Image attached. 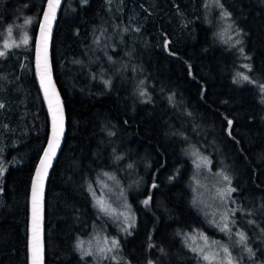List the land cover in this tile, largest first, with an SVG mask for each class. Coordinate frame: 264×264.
I'll list each match as a JSON object with an SVG mask.
<instances>
[{"label":"trees","instance_id":"trees-1","mask_svg":"<svg viewBox=\"0 0 264 264\" xmlns=\"http://www.w3.org/2000/svg\"><path fill=\"white\" fill-rule=\"evenodd\" d=\"M46 1L0 0V49L6 52L0 57V158L7 165L0 190V264H29L30 186L50 131L34 46L20 53L4 45L8 28L36 8L37 33ZM220 3L230 18L216 0L64 2L51 56L67 131L47 182L45 264H93L80 248L101 219L91 187L107 171L121 175L126 161L136 163L145 179L132 196L137 225L122 240L132 264H205L184 241L195 230L219 235L193 198L197 153L210 156L214 170H225L237 189L233 197L259 218L264 0ZM227 20L246 23L242 44L233 43L237 31H223ZM103 31L115 35L107 49L113 62L98 60L95 38ZM131 35L139 42L130 43ZM248 40L251 57L240 49ZM115 45L125 52L114 55L120 50Z\"/></svg>","mask_w":264,"mask_h":264},{"label":"rangeland","instance_id":"rangeland-1","mask_svg":"<svg viewBox=\"0 0 264 264\" xmlns=\"http://www.w3.org/2000/svg\"><path fill=\"white\" fill-rule=\"evenodd\" d=\"M39 9L36 8L33 14L23 16L18 25L12 26V33L7 37V43L20 49V53L29 52L34 46V28L38 20ZM30 20L31 23H25ZM243 21L237 25L232 20H227L222 24L223 31L235 30L238 36L234 38L233 43L240 41L242 44L241 29L245 27ZM244 25V26H243ZM137 33V32H136ZM127 31L119 35L122 40L121 45H124ZM139 35V34H136ZM135 35V36H136ZM109 32L103 31L97 34L95 41L97 42V50L99 52L98 60L103 62H113L112 54H109L108 44L111 43V38H115ZM133 35L128 40L130 43L139 42ZM27 39L28 43L25 44L24 40ZM249 40L240 46L243 53L249 51V57L253 52L248 47ZM239 45V43H238ZM117 50L114 55L120 56V52H125L124 48L115 45ZM1 51V49H0ZM102 54V57L100 56ZM130 55V51L127 53ZM26 62L25 60L23 63ZM252 68V67H251ZM131 153L127 152L128 158ZM207 161L208 163H205ZM213 159L210 156L197 153L195 155V172L193 175V198L196 207H198L206 219L213 224L212 228L218 233V237L210 235L202 230H195L186 233L184 241L189 249L196 248L195 253L205 262V264H228V256L231 255L232 264H264V203H259L255 210L256 216L252 214L253 210L249 212L239 205L237 200L231 196H227L226 190L234 188L231 178L226 174L225 170H214ZM137 164L134 162L126 161L121 168V175L112 172H105L101 177L96 179L95 189L91 187V194L94 204L97 207L99 214L100 224L94 226L92 233L85 236L80 240V248L85 256H88L90 263L93 264H132L122 252V240L135 229L137 225V215L132 201V196L142 187L144 177L138 173ZM199 165V167H197ZM0 190L2 185L3 173L7 165L0 158ZM224 176L230 178L229 181L223 179ZM141 185V186H140ZM224 193L225 195H221ZM104 202V210L97 201ZM234 201V202H233ZM227 224V229L221 231L224 225ZM238 233H243L246 237L244 242H241ZM202 237H207V243ZM119 241V247L113 248L112 251H105L101 253L100 248H111V241ZM224 248L228 249V253L223 251ZM203 249V251H199ZM248 249H251L249 253ZM193 251V250H192ZM91 252V255L85 253ZM194 252V251H193ZM208 255L209 260H204L203 256Z\"/></svg>","mask_w":264,"mask_h":264},{"label":"snow or ice","instance_id":"snow-or-ice-1","mask_svg":"<svg viewBox=\"0 0 264 264\" xmlns=\"http://www.w3.org/2000/svg\"><path fill=\"white\" fill-rule=\"evenodd\" d=\"M61 0H47V11L44 13V21L45 24L41 26V33H40V51L42 52V63H39L40 67V82L44 87V96L45 99L48 101V105L50 110L52 111V119H53V136L54 139L52 142L48 145V150L45 151V159L41 161V168L37 169V178L40 181V185L38 186L36 183L33 185V191H32V236H31V264H43V248H42V241H41V229H40V218H41V210H42V182L44 175L46 174L47 168L50 166V162L52 157L55 156L56 150L59 147V141L63 134V107L62 103L60 101L59 95L56 92L55 85L52 82L51 78V70L50 65L48 62V55H47V49H48V41L50 36V26L52 20L55 19V13L57 8L60 6ZM82 2H86V0H82ZM217 6L220 7L222 11V16L224 18H230L231 13H229L227 10H224L223 4L220 3V0H216ZM25 23H31L30 20L25 21ZM8 33L11 35L12 28H8ZM24 43L27 44L28 40L25 39ZM237 43H240V41H237ZM5 48H11L12 45L5 43ZM242 51V50H241ZM6 55L5 51H0V57H4ZM247 67V66H246ZM242 75V74H238ZM242 79L245 81H249V77L246 75H242ZM251 82V81H249ZM106 84L109 82L106 81ZM261 87H264L262 85ZM144 93L142 92L141 95ZM4 105L0 103V108H3ZM227 119V118H225ZM232 121L228 120V126H229V135H231L230 127H231ZM109 135H112V133H109ZM205 163H208L205 161ZM199 167V165H197ZM3 169L0 168V172H2ZM224 180L229 181L230 178L228 176L223 177ZM155 186V185H154ZM236 188H228L226 190L227 196H231V193L235 192ZM221 195H225L224 193H221ZM234 202V201H233ZM98 205L104 209V202L98 200ZM145 204H148L149 201L145 200ZM107 210V209H104ZM227 229V224L224 225V228L221 229V231H224ZM240 236L241 242H244L246 237L243 233H238ZM205 240V243H207V237H202ZM112 247H107V244H105V247H102L99 249L101 253L105 251H112L113 248L119 247V241L113 240L111 241ZM194 252L197 251L196 248L192 249ZM199 251H203V249H199ZM223 251L225 253H228V249L224 248ZM249 253H251V249H248ZM86 255H91V252L85 253ZM204 260H209L210 257L208 255L203 256ZM151 264V262H150ZM228 264H232V258L229 254L228 256Z\"/></svg>","mask_w":264,"mask_h":264},{"label":"water","instance_id":"water-1","mask_svg":"<svg viewBox=\"0 0 264 264\" xmlns=\"http://www.w3.org/2000/svg\"><path fill=\"white\" fill-rule=\"evenodd\" d=\"M66 0H61L60 2V6L57 8L56 13H55V19L52 20L51 22V26H50V36H49V41H48V49H47V55H48V62L50 65V70H51V78H52V82L55 85V89L56 92L59 95L60 101L62 103V107H63V134L60 138L59 141V147L56 150L55 156L52 157L51 162H50V166L47 168L46 170V174L44 175L43 178V182H42V210H41V218H40V229H41V241H42V248H43V264H45V243H46V239H45V207H46V191H47V182H48V178L50 176V173L54 167V165L56 164V161L60 155L61 149L63 147L64 141H65V136H66V131H67V116H66V110H65V104H64V100L63 97L61 95V92L57 86L56 83V79H55V75H54V66L52 63V56H51V46H52V39H53V34H54V29L56 26V22L58 20L59 14H60V10L64 4ZM47 11V1L46 4L44 6L42 15H41V19L37 28V33H36V38H35V56H34V69H35V75L38 81V85L45 103V106L47 108L48 111V115H49V122H50V131H49V137L46 143V146L43 150V153L38 161V164L35 168L34 171V175L32 178V182H31V186H30V195H29V225H28V254H29V264H31V236H32V191H33V185L34 183H36L38 186L40 185V181L37 178V169L41 168V161L45 159V151L48 150V145L50 142L53 141L54 136H53V119H52V111L49 108L48 105V101L45 99L44 96V87L40 82V67H39V63H42V52L40 51V33H41V26L45 24L44 21V13Z\"/></svg>","mask_w":264,"mask_h":264},{"label":"flooded vegetation","instance_id":"flooded-vegetation-1","mask_svg":"<svg viewBox=\"0 0 264 264\" xmlns=\"http://www.w3.org/2000/svg\"><path fill=\"white\" fill-rule=\"evenodd\" d=\"M40 17V19H41V16H39ZM39 22H40V20H39ZM38 25H39V23H38ZM38 28V27H37ZM35 36H36V34H35ZM34 39H35V37H34ZM34 50H35V40H34ZM34 56H35V53H34ZM26 61L27 60V63H29V60L26 58V57H23L22 58V61ZM30 64V63H29ZM34 71H35V69H34Z\"/></svg>","mask_w":264,"mask_h":264}]
</instances>
